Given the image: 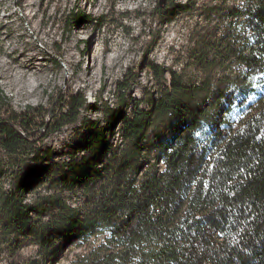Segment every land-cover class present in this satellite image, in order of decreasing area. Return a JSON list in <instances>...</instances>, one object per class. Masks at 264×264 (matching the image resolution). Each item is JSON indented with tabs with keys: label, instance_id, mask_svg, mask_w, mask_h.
Wrapping results in <instances>:
<instances>
[{
	"label": "trees",
	"instance_id": "obj_1",
	"mask_svg": "<svg viewBox=\"0 0 264 264\" xmlns=\"http://www.w3.org/2000/svg\"><path fill=\"white\" fill-rule=\"evenodd\" d=\"M194 5L169 0L156 12L166 20ZM199 8L205 22L184 66L149 63L156 85L143 98L132 94L136 74L120 81L107 124L89 121L69 161L47 162L53 149L31 136L38 126L2 116L0 86L10 169L0 260L6 250L8 264H57L74 246L73 264H264V0ZM65 101L52 132L97 109L81 92ZM29 245L36 254L22 251Z\"/></svg>",
	"mask_w": 264,
	"mask_h": 264
},
{
	"label": "rangeland",
	"instance_id": "obj_2",
	"mask_svg": "<svg viewBox=\"0 0 264 264\" xmlns=\"http://www.w3.org/2000/svg\"><path fill=\"white\" fill-rule=\"evenodd\" d=\"M175 2H192L195 7L191 12L164 20L156 12L160 0H36L33 3L0 0V86L8 98L2 116L13 114L38 126L31 136L43 148L53 149L47 162L69 161L76 147L88 137L89 121L107 124L104 107H116L120 81L129 79L131 73L136 74L132 94L143 98L146 89L154 90L156 85L147 68L149 63L174 66L178 70L184 66L190 33L198 22H205L200 6L221 3L238 6L244 0ZM81 12L89 16L87 22L76 24L74 15ZM15 47L23 52L24 61L37 69L35 75L20 82L18 88L24 86V90L19 95L9 83L15 71H8L11 66L4 64L13 62L16 66L17 61L12 59L18 55ZM80 92L86 95L89 104L96 103L97 109L84 108L76 124L52 132L65 100ZM43 123L47 124L46 129L40 128ZM76 157L81 159V151ZM9 180L8 158L0 145V190L10 189ZM43 190L47 193V189ZM69 202L74 206L81 204V193L72 196ZM36 250L34 245L22 249L31 255ZM78 253L81 247L67 249L57 264H73ZM1 255L0 264H8L7 251Z\"/></svg>",
	"mask_w": 264,
	"mask_h": 264
},
{
	"label": "bare ground",
	"instance_id": "obj_3",
	"mask_svg": "<svg viewBox=\"0 0 264 264\" xmlns=\"http://www.w3.org/2000/svg\"><path fill=\"white\" fill-rule=\"evenodd\" d=\"M36 0H30V2H35ZM10 39V37H9ZM14 51H17V48H14ZM18 52V51H17ZM24 54L23 52H18V55L12 56V59L17 61L16 66H13V62L12 64H9L8 62H5V65H9L11 67H8V71H15V76L13 75L12 79H10V87L14 88L16 90V94H21L22 93V89L24 90V86H20L18 88V86L20 85V82H22V80L25 78H27L28 76H33L37 73V69L34 67V65L31 62H26L24 61ZM11 75V74H10ZM9 75V76H10Z\"/></svg>",
	"mask_w": 264,
	"mask_h": 264
},
{
	"label": "water",
	"instance_id": "obj_4",
	"mask_svg": "<svg viewBox=\"0 0 264 264\" xmlns=\"http://www.w3.org/2000/svg\"><path fill=\"white\" fill-rule=\"evenodd\" d=\"M166 3V0H160V4L164 5Z\"/></svg>",
	"mask_w": 264,
	"mask_h": 264
},
{
	"label": "snow or ice",
	"instance_id": "obj_5",
	"mask_svg": "<svg viewBox=\"0 0 264 264\" xmlns=\"http://www.w3.org/2000/svg\"><path fill=\"white\" fill-rule=\"evenodd\" d=\"M262 75H264V73H262Z\"/></svg>",
	"mask_w": 264,
	"mask_h": 264
}]
</instances>
